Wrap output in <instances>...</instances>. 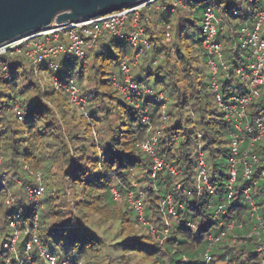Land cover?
<instances>
[{"label": "trees", "instance_id": "1", "mask_svg": "<svg viewBox=\"0 0 264 264\" xmlns=\"http://www.w3.org/2000/svg\"><path fill=\"white\" fill-rule=\"evenodd\" d=\"M222 1L227 12L243 8L242 22L264 13V0ZM183 2L176 14L154 6L141 11L149 48L131 65L136 83L165 98L164 110L147 95H125L114 86V80L122 83L123 56L135 51L124 39L105 36L85 65L60 58L58 70H48L62 83L73 82L83 109L70 102L65 88L55 90L49 81L40 86L27 59L0 57V264H46L40 249L57 264H264L258 228L264 225V135L254 142V134L244 136L239 161L246 154L259 162L248 179L239 165L225 212L216 216L229 192L232 128L214 102L201 38H195L211 5ZM217 40L229 66L218 73L227 99L237 90L232 70L245 60L231 54L229 36ZM263 102L250 103L251 120ZM155 128L154 151L175 175L164 169L152 176V156L140 145ZM198 150L213 194L201 184ZM36 173L44 190L32 199L28 189L38 184ZM131 201L140 204L143 221ZM11 221L19 231L14 251L3 247L14 235ZM222 232L212 244L210 238Z\"/></svg>", "mask_w": 264, "mask_h": 264}, {"label": "built area", "instance_id": "2", "mask_svg": "<svg viewBox=\"0 0 264 264\" xmlns=\"http://www.w3.org/2000/svg\"><path fill=\"white\" fill-rule=\"evenodd\" d=\"M213 6H207L201 18L200 34L203 55L210 73V86L214 96V102L223 114V118L229 123L232 130L230 133V149L231 156L228 159L229 168V192L226 203H221L216 207L215 215L224 214L225 207L232 195L231 186L236 181L239 165L241 166V176L248 179L254 170V166L258 164L259 157L257 155L248 156L244 154V159L239 161L238 152L240 146L244 142L246 134H254L252 141L259 140L264 135V102L257 111L255 117L249 118V105L252 102H257L258 99L264 100V36L261 33V28L264 20V13L259 11L255 14L252 23L248 22L250 10L245 11L247 19L240 20L242 17L243 8H238L227 12L223 8L220 0H212ZM237 4H244V0H233ZM154 6L156 9L166 10L172 14H176L179 8H185L183 0H141L136 4L123 8L119 11L108 15L81 20L75 23H52L49 28L23 36L15 41L7 42L0 46V57L9 56L14 58L21 56L30 62L32 73L37 79L40 86H43L46 81L51 82L55 90L65 88L69 100L72 104L83 109L84 101L78 96V88L71 80H66V83L60 82L56 76L50 75L48 70L55 72L58 70L57 59L77 58L82 64H86V55L89 50L98 45L99 40L105 36H113L119 39L126 40L133 48L132 57L124 55L120 68L123 73L122 83L114 80V86L123 94L135 93L139 95H147L149 99L160 104L161 109L166 107L165 98L161 95H155L150 89L144 88L136 83L130 74L131 65H135L138 58L145 50L149 48V42L146 38L144 28L142 26L141 11L145 8ZM245 10V9H244ZM235 26L237 28L235 29ZM127 29V30H126ZM169 29V26H167ZM230 37L231 45L230 52L234 55H239L245 62L238 63L233 68L232 76L238 82L237 90L225 99L219 90L218 73L219 71L226 72L229 68L224 58L223 43L217 38ZM170 41V37L166 38ZM5 70L6 67L2 66ZM18 119H22V111L16 106L14 108ZM144 122H148L147 117L143 118ZM160 130L155 128L153 135L144 141L141 149L152 156L153 171L152 176L157 172L168 169L173 175L176 171L166 165L155 153L154 145L156 144L157 136ZM198 175L202 186H204L210 194H213L214 189L209 183L208 173L206 170L205 161L201 150H198ZM38 184L28 189V195L32 199H37L43 193V186L40 183V174H35ZM248 189L244 191L247 197ZM114 197L119 198V194L113 191ZM12 199L6 201L7 204L12 203ZM132 202V201H131ZM167 202H170L168 196ZM135 209L140 215V220L143 221L140 204L132 202ZM252 208H255L252 206ZM168 212L175 217V212L172 207H168ZM262 227L264 235V225ZM10 226L14 229V235L10 241V245H4L6 248L14 251V244L19 236V231L13 221ZM233 224L227 225V229H231ZM224 236L222 232L215 238H210L212 244L217 242L219 238ZM33 242L37 244L35 237ZM264 244V241H263ZM31 248L28 243L26 250ZM263 245L258 247L257 252L261 253ZM40 256L45 259L46 264H57L56 258L46 254L43 250H39ZM205 258L208 260V255L205 253ZM61 264H67L63 262Z\"/></svg>", "mask_w": 264, "mask_h": 264}, {"label": "water", "instance_id": "3", "mask_svg": "<svg viewBox=\"0 0 264 264\" xmlns=\"http://www.w3.org/2000/svg\"><path fill=\"white\" fill-rule=\"evenodd\" d=\"M141 0H0V46L52 23H75L111 14Z\"/></svg>", "mask_w": 264, "mask_h": 264}, {"label": "rangeland", "instance_id": "4", "mask_svg": "<svg viewBox=\"0 0 264 264\" xmlns=\"http://www.w3.org/2000/svg\"><path fill=\"white\" fill-rule=\"evenodd\" d=\"M207 2L211 5V6H213V1L212 0H207ZM220 2L222 3V6H223V8H225L226 6H227V4L224 2V1H222V0H220ZM245 10L244 11H246L247 10V8H244ZM195 38L196 39H200L201 38V34L199 33V32H196L195 33ZM210 174V173H209ZM258 228L259 229H262V227L259 225L258 226ZM234 240V239H233ZM4 248H6L5 246H3Z\"/></svg>", "mask_w": 264, "mask_h": 264}]
</instances>
